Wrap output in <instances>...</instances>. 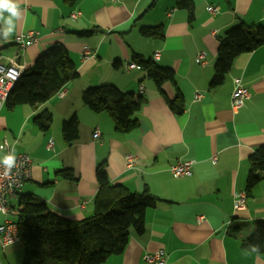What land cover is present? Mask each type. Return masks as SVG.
<instances>
[{
	"label": "clouds",
	"instance_id": "1",
	"mask_svg": "<svg viewBox=\"0 0 264 264\" xmlns=\"http://www.w3.org/2000/svg\"><path fill=\"white\" fill-rule=\"evenodd\" d=\"M19 6L16 0H0V19H4V13H9L8 19L10 20L13 17H17L19 15L18 12ZM12 158L9 157L5 162L11 163Z\"/></svg>",
	"mask_w": 264,
	"mask_h": 264
}]
</instances>
